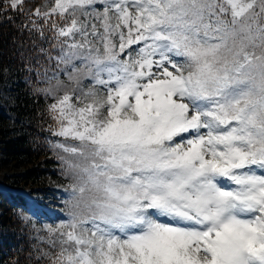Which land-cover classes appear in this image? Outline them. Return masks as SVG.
<instances>
[{"label": "snow or ice", "instance_id": "6c2138e0", "mask_svg": "<svg viewBox=\"0 0 264 264\" xmlns=\"http://www.w3.org/2000/svg\"><path fill=\"white\" fill-rule=\"evenodd\" d=\"M35 15L65 21L68 79L93 85L49 93L74 201L52 264H264V0H54Z\"/></svg>", "mask_w": 264, "mask_h": 264}, {"label": "trees", "instance_id": "16d2710c", "mask_svg": "<svg viewBox=\"0 0 264 264\" xmlns=\"http://www.w3.org/2000/svg\"><path fill=\"white\" fill-rule=\"evenodd\" d=\"M22 11L8 10L0 15V80L9 78L13 87L14 104L9 107L14 124L0 142V156L19 165H28L22 184L30 187L49 177L56 182L73 183L66 160L70 159L59 143H68L53 135L56 123L49 112L53 95L78 89L68 79L70 65L60 59L62 48L67 51L63 37L57 36L53 23L64 26L57 16L35 15L49 11L35 0ZM82 18V17H81ZM57 56V59L54 58ZM61 72L57 82L47 75ZM82 83V82H81ZM63 157L64 159H61ZM74 201L68 195L64 201L65 214L74 211ZM26 211L23 198L15 193L0 191V264H52L39 256L21 213Z\"/></svg>", "mask_w": 264, "mask_h": 264}, {"label": "rangeland", "instance_id": "374dc122", "mask_svg": "<svg viewBox=\"0 0 264 264\" xmlns=\"http://www.w3.org/2000/svg\"><path fill=\"white\" fill-rule=\"evenodd\" d=\"M26 1L28 2L26 6L31 7L35 0ZM53 5V0H41V6L45 9H51ZM12 90L9 78L0 80V142L5 139L8 130L13 129L14 120L8 112L9 107L14 104ZM99 91L103 93L104 89L99 88ZM28 167L0 156V190L4 193L18 194L23 198L26 211L21 213V218L34 239L36 251L39 256L52 260L55 259L56 250H59L58 235H54L52 229L65 221L60 214L61 200L68 195L70 187L57 183L49 177L31 187L22 184V175ZM53 240H57V243L54 244Z\"/></svg>", "mask_w": 264, "mask_h": 264}]
</instances>
